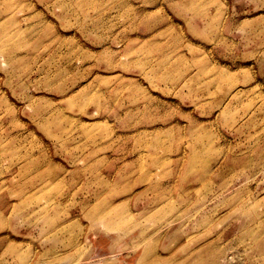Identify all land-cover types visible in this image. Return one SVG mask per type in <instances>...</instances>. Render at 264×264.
I'll use <instances>...</instances> for the list:
<instances>
[{"label": "rangeland", "instance_id": "obj_1", "mask_svg": "<svg viewBox=\"0 0 264 264\" xmlns=\"http://www.w3.org/2000/svg\"><path fill=\"white\" fill-rule=\"evenodd\" d=\"M0 264H264V0H0Z\"/></svg>", "mask_w": 264, "mask_h": 264}]
</instances>
